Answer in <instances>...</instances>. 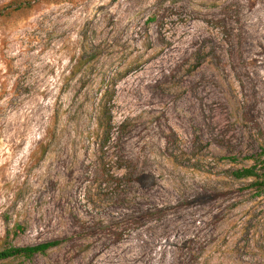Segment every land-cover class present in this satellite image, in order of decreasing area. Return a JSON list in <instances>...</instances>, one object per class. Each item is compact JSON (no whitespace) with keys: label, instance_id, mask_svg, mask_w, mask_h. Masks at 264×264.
<instances>
[{"label":"rangeland","instance_id":"rangeland-1","mask_svg":"<svg viewBox=\"0 0 264 264\" xmlns=\"http://www.w3.org/2000/svg\"><path fill=\"white\" fill-rule=\"evenodd\" d=\"M260 159L264 0H0V264H264Z\"/></svg>","mask_w":264,"mask_h":264},{"label":"trees","instance_id":"trees-1","mask_svg":"<svg viewBox=\"0 0 264 264\" xmlns=\"http://www.w3.org/2000/svg\"><path fill=\"white\" fill-rule=\"evenodd\" d=\"M108 130H106V135ZM228 160H234L232 156L226 157ZM230 175L237 178H251L248 187L254 188L256 194L264 188V160H256L250 165L239 167L230 171ZM59 243V240H49L31 245L7 246L0 249V260L8 257L23 256L29 258L34 254L44 253L48 248Z\"/></svg>","mask_w":264,"mask_h":264}]
</instances>
